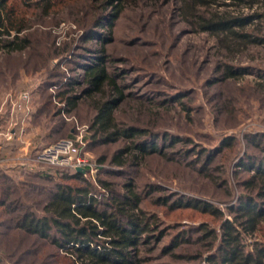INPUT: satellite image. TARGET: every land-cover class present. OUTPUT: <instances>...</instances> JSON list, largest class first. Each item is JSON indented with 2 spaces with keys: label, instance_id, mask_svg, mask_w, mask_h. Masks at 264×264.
Returning <instances> with one entry per match:
<instances>
[{
  "label": "rangeland",
  "instance_id": "rangeland-1",
  "mask_svg": "<svg viewBox=\"0 0 264 264\" xmlns=\"http://www.w3.org/2000/svg\"><path fill=\"white\" fill-rule=\"evenodd\" d=\"M63 1L48 15L42 14L41 8L31 10L29 49L0 52V113L9 109L8 99L32 91L29 109L25 103L11 105L13 122L5 121L0 127L1 147L11 129L19 132L13 145H6L0 153V264H72L66 251L19 226L26 214L42 213L54 183L34 175L40 171L28 167L36 163L41 148L72 133L86 137L84 151L95 164L94 175H89L92 181H111L118 193L131 181L141 194V207L154 229L149 243L140 245L141 255L149 258L147 264H204L201 258L214 249L206 246L211 238H202L207 229L201 232L200 228L218 229L222 220L201 208L173 204L178 199L206 200L230 217L229 206L246 191L242 184L253 171L239 169V162L245 161L247 154L258 160L264 157V44L249 45L232 55L219 48L214 36L193 32L181 22L177 0L130 1L106 44L112 58L108 69L123 75L119 83L127 85L131 94L119 104L116 115L154 129L155 141L164 154L152 152L140 164L118 166L111 159L128 140L90 142L95 110L88 98L82 96L76 109L59 114L64 102L53 93L38 92L43 82L62 84L75 77L81 81L79 63L87 61L91 49L99 46L94 39L85 41V33L99 13L91 4L97 3ZM223 62L235 67V78L222 79L219 67ZM85 88L86 83H81L75 89L82 94ZM180 93L190 116L180 101L171 100ZM166 131L187 136L191 142L164 147L168 142L164 144L160 135ZM252 135H259V147L250 143ZM222 141L228 144L216 151ZM197 147L209 149L211 158L206 160L205 154L198 163H191L194 154H179ZM37 168L59 170L46 164ZM3 174L11 175L14 184L8 186L11 182ZM162 233L160 240L155 239ZM175 239L179 246L173 251L182 255L179 257L165 252ZM198 253L203 256L195 259Z\"/></svg>",
  "mask_w": 264,
  "mask_h": 264
},
{
  "label": "trees",
  "instance_id": "trees-1",
  "mask_svg": "<svg viewBox=\"0 0 264 264\" xmlns=\"http://www.w3.org/2000/svg\"><path fill=\"white\" fill-rule=\"evenodd\" d=\"M91 1L97 3L91 4V7L99 9V13L98 17L96 15L92 19V27L86 31L85 41L94 39L99 46L91 49L87 61L79 63L83 71L82 80L75 77L62 84L43 82L37 89L40 94L53 93L64 102L59 114L71 112L77 108L80 100L88 98L95 110L90 124V142L107 143L126 139L127 145L112 157V163L118 166L130 162L140 164L149 153L164 154L163 148L155 141L158 137L154 129L125 122L117 117L119 104L131 94L126 91L127 85L119 83L123 75L109 71L108 61L112 58L106 51V44L112 40L115 21L122 15L127 4L136 0ZM177 1L181 22L193 32H206L214 36L219 48L227 49L229 54L233 55L249 45L264 44V0ZM61 2L65 1L0 0V52H24L29 49L32 45L31 10L41 8L42 14L48 15L51 8ZM105 28L107 32L103 33ZM219 69L222 70L223 80L237 76L235 67L227 62L220 63ZM81 83H86L82 92L84 95L75 89ZM182 96L180 93L171 100L180 101L190 116L188 106L181 101ZM37 115L35 111L34 116ZM160 136L164 144L168 142L164 147L191 142L189 137L169 131ZM258 136L248 137L255 147L261 144L257 141ZM227 144V141H222L216 151ZM208 151L206 147H197L179 154L185 157L194 154L191 163H198L205 154L206 160L211 158L212 153L207 155ZM104 159H100V162H104ZM245 159L239 162L238 168L253 172L242 184L246 191L241 192L238 200L229 206L230 217H225L221 209L206 200L191 198L185 202L178 199L173 204L178 207L201 208L222 220L218 229L206 226L200 228L201 232L207 229L202 238H211L206 246L214 249L204 258H201L202 253L194 257L201 258L204 264H264V157L258 160L247 154ZM54 169L59 170L33 173L40 178L53 180V189L41 209L42 213L26 214L19 226L66 251L72 264H147L149 258L141 255L140 245L149 243L154 229L141 207L142 196L136 186L128 181L124 191L118 193L113 183L106 179L97 178L92 181L88 175L67 167L57 166ZM4 177L11 182L8 186L14 184L11 175L5 174ZM20 183L28 184L26 181ZM95 184H99V188ZM162 235L158 234L155 239L160 240ZM177 246L179 243L175 239L165 248V252L173 257L182 256L173 251Z\"/></svg>",
  "mask_w": 264,
  "mask_h": 264
},
{
  "label": "built area",
  "instance_id": "built-area-1",
  "mask_svg": "<svg viewBox=\"0 0 264 264\" xmlns=\"http://www.w3.org/2000/svg\"><path fill=\"white\" fill-rule=\"evenodd\" d=\"M31 96V90L20 92L15 96L12 106L15 107L19 103H25L29 109L28 103ZM86 146L87 140L83 134H74L72 137L59 139L58 141L41 148L36 153V163H32L28 169L42 171L39 168L34 169V167H37L39 164H46L51 167H67L75 171H77V168H85L86 172L84 175L93 176L95 164L86 156L84 151Z\"/></svg>",
  "mask_w": 264,
  "mask_h": 264
},
{
  "label": "crops",
  "instance_id": "crops-1",
  "mask_svg": "<svg viewBox=\"0 0 264 264\" xmlns=\"http://www.w3.org/2000/svg\"><path fill=\"white\" fill-rule=\"evenodd\" d=\"M12 95H13V93H12ZM11 95V96H12ZM15 97H11L10 99H8L7 101H9L10 100V104L12 105V103L14 102V99ZM11 105H9V109H6L5 110V112H2V113H0V127H2L4 124H5V121L6 122H8L9 120H10V122H13L12 120H13V115H14V108L12 107V108H10V106ZM4 131V130H3ZM11 134H10V136H8L7 137V140H5V141H3L4 142V144H5V146L6 145H13V138L14 137H16L17 138V133H19V132H17L16 133V129H11V132H10ZM12 138V139H11ZM5 146L3 145L2 147L0 146V153L2 154L3 152H5Z\"/></svg>",
  "mask_w": 264,
  "mask_h": 264
},
{
  "label": "water",
  "instance_id": "water-1",
  "mask_svg": "<svg viewBox=\"0 0 264 264\" xmlns=\"http://www.w3.org/2000/svg\"><path fill=\"white\" fill-rule=\"evenodd\" d=\"M77 171L82 172V173H85L86 172V169L85 168H77Z\"/></svg>",
  "mask_w": 264,
  "mask_h": 264
}]
</instances>
